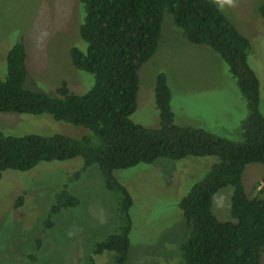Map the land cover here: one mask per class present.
Wrapping results in <instances>:
<instances>
[{
    "label": "rangeland",
    "instance_id": "374dc122",
    "mask_svg": "<svg viewBox=\"0 0 264 264\" xmlns=\"http://www.w3.org/2000/svg\"><path fill=\"white\" fill-rule=\"evenodd\" d=\"M212 1L251 40V61L262 83L260 108L264 114V17L260 14L264 0ZM84 18L80 0H0V77L7 75L8 50L22 42L27 50L25 88L57 94L65 81L72 92H87L94 83L93 74L78 70L70 59L71 47L87 48L80 35ZM161 71L168 77L178 124L200 125L218 136L241 138L248 105L236 78L218 53L190 42L167 10L157 50L139 71L138 106L131 116L134 122L148 127L159 125L154 86ZM0 131L16 135L60 132L77 137L87 132L48 113L15 112H0ZM217 160L216 156L159 158L115 171L134 199L131 247L125 264L180 263L187 225L179 202ZM82 165L83 159L78 156L42 161L26 171L3 172L0 264H87L85 259L95 244L117 231L118 199L106 188L97 165L69 183V191L80 204L55 214L54 227L45 230L56 193ZM243 181L252 196L263 190L264 163L249 164ZM21 195L23 201L18 205ZM231 197V186L213 197L212 211L221 220L232 219ZM262 256L264 264V250ZM93 264H116L114 254L94 256Z\"/></svg>",
    "mask_w": 264,
    "mask_h": 264
},
{
    "label": "trees",
    "instance_id": "16d2710c",
    "mask_svg": "<svg viewBox=\"0 0 264 264\" xmlns=\"http://www.w3.org/2000/svg\"><path fill=\"white\" fill-rule=\"evenodd\" d=\"M80 2L85 11L80 35L87 48L71 47L70 59L78 70L93 74V85L84 94L72 92L65 81L57 94L25 88L27 50L17 42L7 52V75L0 77V112L48 113L87 132L77 137L60 132L16 135L0 131V181L8 169L26 171L42 161L82 157V167L56 193L44 222L47 230L54 227L55 214L80 204L69 191V183L97 165L106 188L117 196L120 224L95 244L85 261L93 264L94 256L111 252L116 264H125L131 247L134 199L115 171L159 158L216 156L218 160L179 202L187 225L179 264H263L264 189L252 196L243 181L249 164L264 163L263 90L251 61V40L212 0ZM166 10L190 42L218 53L236 78L248 105L239 140L218 136L200 125L178 124L163 71L154 86L159 125L148 127L132 120L138 106L139 71L157 50ZM260 14L264 17V4ZM226 186L232 187V219L221 220L213 213L212 202ZM22 201L23 195L17 204Z\"/></svg>",
    "mask_w": 264,
    "mask_h": 264
}]
</instances>
